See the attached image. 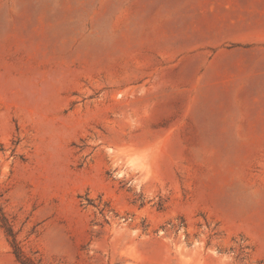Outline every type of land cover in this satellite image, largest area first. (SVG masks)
<instances>
[{"label":"rangeland","instance_id":"1","mask_svg":"<svg viewBox=\"0 0 264 264\" xmlns=\"http://www.w3.org/2000/svg\"><path fill=\"white\" fill-rule=\"evenodd\" d=\"M209 6L0 0V264H264V33Z\"/></svg>","mask_w":264,"mask_h":264},{"label":"crops","instance_id":"2","mask_svg":"<svg viewBox=\"0 0 264 264\" xmlns=\"http://www.w3.org/2000/svg\"><path fill=\"white\" fill-rule=\"evenodd\" d=\"M211 32L264 33V0H209Z\"/></svg>","mask_w":264,"mask_h":264},{"label":"trees","instance_id":"3","mask_svg":"<svg viewBox=\"0 0 264 264\" xmlns=\"http://www.w3.org/2000/svg\"><path fill=\"white\" fill-rule=\"evenodd\" d=\"M2 219L5 221L4 218H2ZM6 229H7L6 232H7L8 236L11 238L10 244H11V247L13 248V254L17 258V260L21 261L23 254H22L18 244L16 243L15 235L13 234L12 229L9 226H7Z\"/></svg>","mask_w":264,"mask_h":264}]
</instances>
